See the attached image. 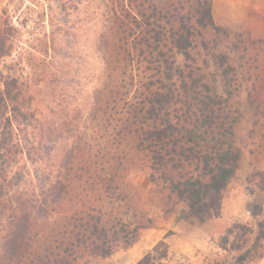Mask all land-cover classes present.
<instances>
[{
  "label": "trees",
  "instance_id": "16d2710c",
  "mask_svg": "<svg viewBox=\"0 0 264 264\" xmlns=\"http://www.w3.org/2000/svg\"><path fill=\"white\" fill-rule=\"evenodd\" d=\"M5 25L0 58L12 40ZM220 34L230 36L215 23L212 0H112L92 40L100 65L90 75L81 128L67 117L64 127L75 128L61 134L26 97L28 84L2 80L0 264H96L154 227L153 205L165 218L182 206L195 226L219 215L241 158L235 127L243 84L264 130V39L233 33L237 65L227 52L212 54L219 93L208 60L192 52ZM142 169L146 189L129 178ZM226 234L231 264L258 262L264 209L255 224L235 222ZM167 253L160 240L135 264Z\"/></svg>",
  "mask_w": 264,
  "mask_h": 264
},
{
  "label": "rangeland",
  "instance_id": "374dc122",
  "mask_svg": "<svg viewBox=\"0 0 264 264\" xmlns=\"http://www.w3.org/2000/svg\"><path fill=\"white\" fill-rule=\"evenodd\" d=\"M111 1L0 0V22L7 21L4 35L9 34L12 39L7 51L5 49L7 54L0 58V87L2 80L11 76L28 84L26 97L53 118L56 134L73 130L74 125L64 127L69 122L67 117L79 120L84 114L91 88L90 75L100 65L92 40ZM212 15L215 23L225 28L230 36L212 35L205 46L198 44L192 55L200 63L208 60L205 71L221 93L212 54L227 52L237 65L238 53L230 46L233 33L248 30L251 38L264 39V2L212 0ZM183 62V56H178L177 64ZM236 103L240 117L235 127V144L241 150V158L234 178L222 193L219 215L199 227L184 219L182 206L167 218L157 205L151 206L154 227L173 228L168 234H175V242L188 246L185 252L191 250V256L196 258L192 263L186 255L176 252L154 264H231L232 255L223 248L230 240L227 228L235 222L255 224L261 216L264 209V189L260 187L264 186V130L254 123L244 84ZM81 124L82 119L79 128ZM129 178L144 189L148 187L147 169L135 170ZM123 256L106 264H129L134 258V255ZM100 263L101 260L96 264ZM251 264H264V256Z\"/></svg>",
  "mask_w": 264,
  "mask_h": 264
},
{
  "label": "crops",
  "instance_id": "0c3cea01",
  "mask_svg": "<svg viewBox=\"0 0 264 264\" xmlns=\"http://www.w3.org/2000/svg\"><path fill=\"white\" fill-rule=\"evenodd\" d=\"M213 2H216V0H213ZM256 2H264V0H256ZM170 229L173 228L159 226L144 229L141 233L139 240L135 242L129 249L123 250L121 253L118 251L113 253L112 255L102 259L100 264H106L109 262L111 263L114 260H117L122 257V255H124L123 257H125L126 255H134L133 260L129 262V264H135L137 260H139L146 254L148 249H151L160 240H164L167 243V258L169 255H172V253L180 252L187 256L189 262L194 263V259L196 258L194 256H191V250H189L188 253L185 252V249H187L188 246L182 244L181 242H175L176 235L172 233L168 234ZM146 243L147 245H145ZM189 247L194 249V246H192L191 244L189 245Z\"/></svg>",
  "mask_w": 264,
  "mask_h": 264
},
{
  "label": "built area",
  "instance_id": "2783aa9c",
  "mask_svg": "<svg viewBox=\"0 0 264 264\" xmlns=\"http://www.w3.org/2000/svg\"><path fill=\"white\" fill-rule=\"evenodd\" d=\"M180 257V256H179Z\"/></svg>",
  "mask_w": 264,
  "mask_h": 264
}]
</instances>
